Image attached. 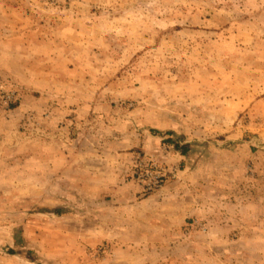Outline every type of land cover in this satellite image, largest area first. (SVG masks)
Masks as SVG:
<instances>
[{
	"label": "rangeland",
	"instance_id": "obj_1",
	"mask_svg": "<svg viewBox=\"0 0 264 264\" xmlns=\"http://www.w3.org/2000/svg\"><path fill=\"white\" fill-rule=\"evenodd\" d=\"M0 50V264H264V0H0ZM152 138L142 198L206 210L159 244L76 190L81 144Z\"/></svg>",
	"mask_w": 264,
	"mask_h": 264
},
{
	"label": "crops",
	"instance_id": "obj_2",
	"mask_svg": "<svg viewBox=\"0 0 264 264\" xmlns=\"http://www.w3.org/2000/svg\"><path fill=\"white\" fill-rule=\"evenodd\" d=\"M153 143L155 145H152ZM85 144H81L76 151V190L90 198H111V203L116 208L113 209V213L116 215L120 207L128 208L130 216L122 217L126 219L127 227H136L137 230L148 232L142 236L144 240L140 241L141 243L159 244L175 241L177 229H182L185 224L182 222L186 221L187 217L194 213L206 212L201 200L195 197L189 185V181L194 177L192 173L181 172L178 180L172 181L161 193L148 198H142L140 186L127 177V172L132 166V153H128V150L144 145L145 148L156 151L158 145L155 138L148 139L146 144L140 139L124 144L119 139L107 143V146L99 151L83 148ZM184 159V156L177 153L170 155V160L174 163ZM43 165L41 171L47 173V159ZM105 238L108 241L109 235L105 234ZM109 241L112 243L114 240ZM129 243L134 242L127 238L121 244ZM4 262L23 264L15 256H9Z\"/></svg>",
	"mask_w": 264,
	"mask_h": 264
},
{
	"label": "trees",
	"instance_id": "obj_3",
	"mask_svg": "<svg viewBox=\"0 0 264 264\" xmlns=\"http://www.w3.org/2000/svg\"><path fill=\"white\" fill-rule=\"evenodd\" d=\"M168 143H171V141L169 140ZM176 149H179L181 151L182 154H185L187 152V149L185 148H180L178 146H176ZM16 243L19 244V241L16 240ZM9 253L11 255H16L17 253L15 252V250H10Z\"/></svg>",
	"mask_w": 264,
	"mask_h": 264
}]
</instances>
